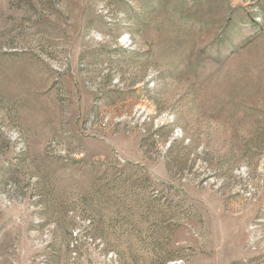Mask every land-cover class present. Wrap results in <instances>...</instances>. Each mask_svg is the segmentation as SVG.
Segmentation results:
<instances>
[{
	"label": "rangeland",
	"instance_id": "374dc122",
	"mask_svg": "<svg viewBox=\"0 0 264 264\" xmlns=\"http://www.w3.org/2000/svg\"><path fill=\"white\" fill-rule=\"evenodd\" d=\"M0 264H264V0H0Z\"/></svg>",
	"mask_w": 264,
	"mask_h": 264
}]
</instances>
